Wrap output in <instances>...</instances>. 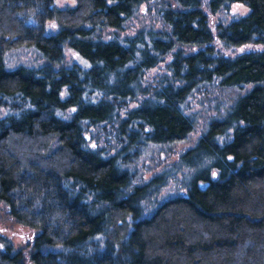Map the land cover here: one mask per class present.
<instances>
[{
  "label": "trees",
  "instance_id": "obj_1",
  "mask_svg": "<svg viewBox=\"0 0 264 264\" xmlns=\"http://www.w3.org/2000/svg\"><path fill=\"white\" fill-rule=\"evenodd\" d=\"M152 1L163 27L128 32ZM206 2L0 0V217L34 233L19 248L0 234V264H264V49L213 45L264 47V0ZM233 3L250 11L212 21ZM50 20L60 29L47 34ZM32 45L43 65L6 68L7 51ZM170 54L171 78L144 83ZM204 82L248 90L180 156L205 152V174L140 217L164 175L135 185L123 165L188 137L186 99ZM128 100L139 103L122 115ZM91 129L119 149L91 146Z\"/></svg>",
  "mask_w": 264,
  "mask_h": 264
},
{
  "label": "rangeland",
  "instance_id": "obj_2",
  "mask_svg": "<svg viewBox=\"0 0 264 264\" xmlns=\"http://www.w3.org/2000/svg\"><path fill=\"white\" fill-rule=\"evenodd\" d=\"M206 2V5L208 4ZM55 5L61 8L74 6L76 0H54ZM157 4L154 1L143 4L141 6L140 14L131 18L128 32L134 33L138 28L155 27L160 29L163 27L161 19L158 15ZM207 9V7H205ZM250 8L242 3H233L228 9L221 10L212 16L214 23L220 20H232L239 16L248 14ZM60 25L55 20H50L46 24L45 31L47 34L57 32ZM214 49L222 52L225 55H236L249 50L264 49L263 46L247 44L239 47H226L219 40H215ZM198 49V48H197ZM193 50H196L193 49ZM67 58L70 61L81 62L80 55L71 48H65ZM6 68L15 69L19 66L26 67H39L45 63L40 50L32 46H23L17 49L9 50L5 53ZM172 60V54L165 57L157 66L148 69L144 73V83H161L162 80L170 79L172 72L168 67L169 62ZM82 63V62H81ZM248 88H238L227 83H202L200 87L193 90L191 95L186 99V110L196 116V127L188 135V137L180 142L174 143L170 146H159L154 144H147L143 146L138 155L132 158L129 163L123 165L128 168L133 176L134 184H144L148 182L155 175L163 174V182L156 190L141 203V216L150 215L159 204L165 200L179 196L187 195L188 187L193 181L194 176L205 174L210 162L204 160L205 152L193 153L186 158H180L183 153L188 149L194 147L199 137L206 131L209 123L214 119H223L230 106H233L237 99L246 94ZM139 101L123 102L122 115H125L128 109L134 108L138 105ZM7 110L0 105V118L6 115ZM91 131H93L91 129ZM94 130L95 137L91 138L90 145L93 147H107L110 154L119 149V144L114 139H110L107 133L105 140L101 138L103 132ZM234 131V130H233ZM233 131H229L233 137ZM231 137V138H232ZM108 140V141H106ZM216 172L215 168H211V175ZM156 188V187H155ZM139 218V217H138ZM0 234L7 235L13 242L14 247H26L30 245L33 238V231L27 227L8 223L6 219L0 217Z\"/></svg>",
  "mask_w": 264,
  "mask_h": 264
},
{
  "label": "flooded vegetation",
  "instance_id": "obj_3",
  "mask_svg": "<svg viewBox=\"0 0 264 264\" xmlns=\"http://www.w3.org/2000/svg\"><path fill=\"white\" fill-rule=\"evenodd\" d=\"M87 139L89 140V139H90V137H89V136H87ZM6 220H7V222H8V223H13V222H12V218H9V217H7V219H6ZM5 236H7V235H5ZM7 238H8V239H9V240L12 242V240H11V239H10L8 236H7ZM32 239H33V238H32ZM12 243H13V242H12Z\"/></svg>",
  "mask_w": 264,
  "mask_h": 264
}]
</instances>
